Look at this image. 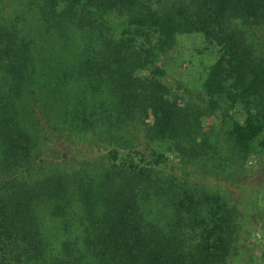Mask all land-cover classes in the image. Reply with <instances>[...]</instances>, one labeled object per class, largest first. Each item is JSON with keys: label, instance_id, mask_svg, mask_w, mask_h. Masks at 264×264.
<instances>
[{"label": "trees", "instance_id": "obj_1", "mask_svg": "<svg viewBox=\"0 0 264 264\" xmlns=\"http://www.w3.org/2000/svg\"><path fill=\"white\" fill-rule=\"evenodd\" d=\"M258 27L264 0H0V264H228L244 215L219 189L255 194L231 162L264 149Z\"/></svg>", "mask_w": 264, "mask_h": 264}, {"label": "rangeland", "instance_id": "obj_2", "mask_svg": "<svg viewBox=\"0 0 264 264\" xmlns=\"http://www.w3.org/2000/svg\"><path fill=\"white\" fill-rule=\"evenodd\" d=\"M248 36L251 40L258 41L259 47L264 46V28H250ZM177 58L171 57L169 65L177 67L178 75L183 74V67H185L183 61L179 62V67L176 64ZM182 64V66L180 65ZM169 84H174V80L169 77L167 79ZM213 123V119H206L203 123L205 129ZM213 126L218 129L221 123L217 122ZM260 149V148H259ZM256 154H252L246 160L238 161L237 164L231 162L228 159L229 154L224 153V158L229 160L233 165L231 168V176L233 182H240L247 179L250 184V188L253 189L255 194L244 196L239 192L238 188L234 189L230 187L229 183H221L223 189L219 191L226 192L231 196L230 202L236 204L244 215L243 228L244 235L240 237L239 255L230 256L228 264H264V149H260ZM168 156L173 159L172 151H166ZM210 152L206 156L210 157ZM205 156V158H206ZM198 177L200 180L211 177L207 180L210 184H214L213 175L210 172L198 171ZM214 176L223 177L224 181L230 180L231 176L228 174L215 173ZM230 182V181H227ZM249 192V191H248ZM251 193V192H249Z\"/></svg>", "mask_w": 264, "mask_h": 264}]
</instances>
